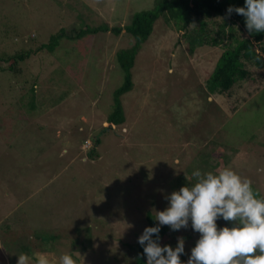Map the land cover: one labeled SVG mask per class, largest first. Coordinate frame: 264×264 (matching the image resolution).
Returning a JSON list of instances; mask_svg holds the SVG:
<instances>
[{
	"label": "rangeland",
	"instance_id": "1",
	"mask_svg": "<svg viewBox=\"0 0 264 264\" xmlns=\"http://www.w3.org/2000/svg\"><path fill=\"white\" fill-rule=\"evenodd\" d=\"M158 1L0 0V264L44 251L136 264L147 214L220 160L264 196V70L215 93L207 79L224 48L194 46L170 12L137 52L125 123H110L125 81L118 52L135 45L124 27ZM106 25L122 34L70 39ZM178 237L187 264L200 234L189 220L169 230L174 250Z\"/></svg>",
	"mask_w": 264,
	"mask_h": 264
},
{
	"label": "clouds",
	"instance_id": "2",
	"mask_svg": "<svg viewBox=\"0 0 264 264\" xmlns=\"http://www.w3.org/2000/svg\"><path fill=\"white\" fill-rule=\"evenodd\" d=\"M233 13L245 18L250 34L264 33V0H245L243 7L230 6L227 15ZM192 176L196 180L192 186L167 196L169 206L155 212L160 226L179 231L187 229L191 220L193 230L200 234L187 264H264V197L258 198L252 181L231 167L203 174L195 170ZM221 218L234 226L218 228ZM160 231L159 226L147 227L138 238L147 264H181L184 238H177L175 250L169 245L162 247ZM17 257V264H77L68 253L57 256L44 251L31 256L21 253Z\"/></svg>",
	"mask_w": 264,
	"mask_h": 264
},
{
	"label": "trees",
	"instance_id": "3",
	"mask_svg": "<svg viewBox=\"0 0 264 264\" xmlns=\"http://www.w3.org/2000/svg\"><path fill=\"white\" fill-rule=\"evenodd\" d=\"M245 0H160L157 2L155 9L136 13L130 24L124 27L125 33L130 34L135 39V45L127 50L118 52V62L125 72V81L123 85L115 92V107L110 116V123L114 125L123 124L126 121L121 97L130 92L133 88L131 70L134 66L139 48L152 35L154 25L160 18L161 13L170 12L172 20L179 23L183 30L187 32L185 40L193 43L196 47H222V54L219 56L212 73L209 75L207 82L218 94H225L240 83L252 79L251 67L264 70V33L250 34L245 26V18L236 13L231 16L227 15V9L230 6L243 7ZM197 24V26H195ZM113 32L121 35V27L100 26L96 28L82 29L78 34L71 35L70 39L81 38L88 34H97L99 32ZM62 33L53 37L52 42L62 39ZM28 53H21L20 60L27 59ZM12 57L8 60L11 61ZM11 69L17 68L12 64ZM94 150L89 151L90 157L97 158ZM99 156V155H98ZM207 159V158H206ZM205 159V160H206ZM208 161V160H207ZM208 166V163H205ZM223 161L220 160L209 167L223 169ZM201 173H206V167H199ZM196 182L192 179V186ZM259 197H264L259 191H256ZM147 227H161L159 233L160 246H166L168 243L167 236L169 226H160L155 221V215L149 212L147 214ZM233 223L228 225L233 227ZM55 239V237H51ZM156 239V236H153ZM172 247V244H171ZM173 248V247H172ZM135 263L147 264V258L143 255V247L138 243L135 246ZM183 264V263H181Z\"/></svg>",
	"mask_w": 264,
	"mask_h": 264
},
{
	"label": "built area",
	"instance_id": "4",
	"mask_svg": "<svg viewBox=\"0 0 264 264\" xmlns=\"http://www.w3.org/2000/svg\"><path fill=\"white\" fill-rule=\"evenodd\" d=\"M86 147L89 148L90 147V144L89 142L86 143Z\"/></svg>",
	"mask_w": 264,
	"mask_h": 264
}]
</instances>
